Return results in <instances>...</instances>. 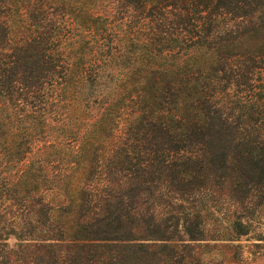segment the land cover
Masks as SVG:
<instances>
[{
    "label": "trees",
    "instance_id": "trees-1",
    "mask_svg": "<svg viewBox=\"0 0 264 264\" xmlns=\"http://www.w3.org/2000/svg\"><path fill=\"white\" fill-rule=\"evenodd\" d=\"M247 203L264 0H0V264H245Z\"/></svg>",
    "mask_w": 264,
    "mask_h": 264
},
{
    "label": "rangeland",
    "instance_id": "rangeland-1",
    "mask_svg": "<svg viewBox=\"0 0 264 264\" xmlns=\"http://www.w3.org/2000/svg\"><path fill=\"white\" fill-rule=\"evenodd\" d=\"M218 203L211 204L214 206L211 213V220L208 221L210 224L209 229L214 226L220 229H225L228 227L229 221L231 219V212L233 209H237L236 204L229 200L224 195H220L218 198ZM248 204V203H247ZM247 207L252 211L251 221L249 226V232L247 235L240 237L238 240H233L228 243L234 245H240L238 250L242 251L244 259H246L245 264H264V205L263 204H248ZM14 238H9V243H14ZM209 246L216 244L215 248L209 249L203 247L202 250H211V253H203V263L205 264H221L225 259L229 257L228 247H222L226 243L223 240L216 242L209 241ZM204 244V242H202ZM225 264V263H223Z\"/></svg>",
    "mask_w": 264,
    "mask_h": 264
}]
</instances>
